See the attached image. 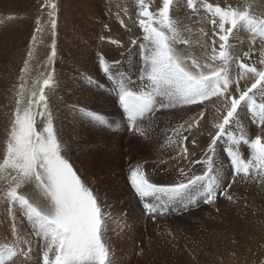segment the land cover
<instances>
[{
  "label": "rangeland",
  "instance_id": "obj_1",
  "mask_svg": "<svg viewBox=\"0 0 264 264\" xmlns=\"http://www.w3.org/2000/svg\"><path fill=\"white\" fill-rule=\"evenodd\" d=\"M48 2L0 0V156L9 114L14 108V86L20 82V69L27 51L32 48L34 57L27 77L29 87L35 80L42 84L54 68V83L45 91L55 130L64 148L62 154L94 192L105 213L104 240L111 250L113 264H264V185L260 183L237 178L229 189L233 201L220 196L214 205H190L187 211L182 203H177L167 214L155 217L140 211L142 204L128 181L130 169L140 166L153 183L178 182L181 179L179 168L189 171V161L171 159L177 155V146L169 137L173 141L178 139L171 129L200 109L195 105L171 109L141 121L140 126L147 132L148 139L129 130L126 116L122 118L121 115L123 110L118 103L116 83L107 78L104 68L107 66L110 72L118 70L117 79L122 78L125 84L131 82L133 90L146 83L139 80L144 68L141 43L146 42L142 41L143 33L137 23L136 0H51L57 5L55 36L47 25L50 9L42 7ZM159 2L162 4V0ZM194 2L198 13L191 12L185 0H175L174 19L192 29L191 34L182 33L185 38L194 42L206 39L199 32L203 28L210 44L213 26L200 7L202 0ZM207 2L220 3L221 7L250 6L257 18H264V0ZM146 3L151 8L156 6V0H146ZM37 19L45 28L40 34L34 31ZM121 19L127 27L121 26ZM34 34L37 36L35 45L32 44ZM250 39L246 30L234 35L231 43L237 54L247 50ZM53 40L57 55L54 61H49ZM133 40L137 41L135 45L131 43ZM112 41H119V44ZM179 48L196 55L201 52L195 43L190 49L182 45ZM256 61L254 54L248 62ZM241 84L248 87L251 81ZM206 104L208 123L203 135L197 133L199 147L190 159H204L209 141L207 130L211 129L216 107H220ZM79 109L101 114L106 123L101 125L84 118L77 111ZM241 117L250 139L261 134L255 124L247 121L244 112ZM42 128L43 121L37 118V130ZM219 144L223 148L230 146L226 138ZM220 146L216 150L215 164L222 166L220 175L226 186L230 181L229 163ZM188 147L192 150L190 142ZM237 148L244 159L250 158L246 146L238 145ZM203 171V164H193L189 175H201ZM25 188L22 191L33 202L45 205L36 189ZM194 196L198 198L199 193ZM17 222H22L19 215ZM9 233L7 206L0 203V245L12 242ZM32 249L29 261L21 257L16 259V264H42L41 246L35 237Z\"/></svg>",
  "mask_w": 264,
  "mask_h": 264
},
{
  "label": "snow or ice",
  "instance_id": "obj_2",
  "mask_svg": "<svg viewBox=\"0 0 264 264\" xmlns=\"http://www.w3.org/2000/svg\"><path fill=\"white\" fill-rule=\"evenodd\" d=\"M185 3L191 12H199L194 0H185ZM136 4L137 23L143 33L142 41L146 42L141 43L144 68L139 80L146 83L133 90L131 82L125 84L122 78L117 79L118 70L110 72L107 66L104 68L107 78L116 83L122 118L126 116L129 130L148 139L141 121L151 119L158 112L197 106L200 110L195 115L171 129L178 138L173 141L169 137L177 146V155L171 159L188 160L189 171L193 164L204 165L201 175H189V171L179 168L181 179L166 185L151 182L140 166L131 168L128 181L143 210L155 217L167 214L177 203H182L187 211L190 205H214L220 196L233 201L229 189L237 178L264 185V18H257L250 6L221 7L202 0L200 7L213 26L209 44L208 33L203 28L199 32L206 39L194 42L185 38L182 33L191 34L192 29L174 19L175 0H162V4L156 0L155 8L146 0H136ZM42 7L50 9L47 25L55 36L57 5L49 0ZM124 12L127 15L126 9ZM119 22L127 27L123 19ZM243 30L251 39L247 50L237 54L231 40ZM34 31L37 34L45 31L40 19L36 20ZM36 40L34 34L33 45ZM112 43L119 44V41ZM131 43L135 45L137 41ZM194 43L200 48V55L179 48L182 45L190 49ZM254 54L256 63H249ZM56 55L53 40L49 61H54ZM26 56L18 77L20 82L14 86V108L9 114L0 156V203L7 206L12 237L11 243L0 245V264H16V259L21 257L29 261L33 237L41 246L42 264H113L111 250L104 240L105 213L94 192L62 154L64 148L55 130L45 91L54 83V68L42 84L35 80L29 87L32 48ZM249 80L250 86L243 87L241 82ZM206 102L220 107H216L211 129L207 130L209 141L204 159H190L199 147L197 133L203 135L208 123ZM77 111L98 124L106 123L99 113ZM241 112L261 131L254 139L248 137ZM37 118L43 121L39 131ZM225 138L230 146L223 148L219 142ZM238 145L249 149L250 158L242 157ZM218 146L222 147L229 163L230 181L226 186L220 175L222 166L215 164ZM25 186H34L45 205L25 195L22 191ZM194 193H199L198 198ZM17 215L22 222H17Z\"/></svg>",
  "mask_w": 264,
  "mask_h": 264
},
{
  "label": "bare ground",
  "instance_id": "obj_3",
  "mask_svg": "<svg viewBox=\"0 0 264 264\" xmlns=\"http://www.w3.org/2000/svg\"><path fill=\"white\" fill-rule=\"evenodd\" d=\"M219 5H220V3H219ZM258 6V5H257ZM264 6V5H263ZM122 11V10H121ZM255 12V11H254ZM130 13V12H129ZM132 13V12H131ZM256 13V12H255ZM207 22V21H206ZM200 24V23H199ZM19 34V33H18ZM193 51V50H192ZM104 88V87H103ZM104 91L106 92L107 90H106V88H104ZM110 93H112V92H110ZM207 126V125H206ZM168 153V152H167ZM29 187H32V188H34L35 189V187L34 186H29ZM25 190H26V188H25ZM24 190V191H25ZM37 191V190H36ZM35 203H38V204H40L41 206H42V204L41 203H39L38 201H36ZM4 210V209H3ZM2 212V211H1ZM3 213V212H2ZM5 215H6V211H5ZM5 217H7V216H5ZM6 219L7 218H4V220L6 221ZM264 255V254H263ZM260 258V257H259ZM23 264H25V263H23Z\"/></svg>",
  "mask_w": 264,
  "mask_h": 264
},
{
  "label": "built area",
  "instance_id": "obj_4",
  "mask_svg": "<svg viewBox=\"0 0 264 264\" xmlns=\"http://www.w3.org/2000/svg\"><path fill=\"white\" fill-rule=\"evenodd\" d=\"M140 211H141L144 215H146V216L148 215V213H147L146 211L143 210L142 205L140 206Z\"/></svg>",
  "mask_w": 264,
  "mask_h": 264
}]
</instances>
